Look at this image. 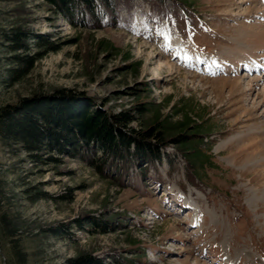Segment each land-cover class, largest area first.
I'll return each instance as SVG.
<instances>
[{
  "label": "rangeland",
  "instance_id": "rangeland-1",
  "mask_svg": "<svg viewBox=\"0 0 264 264\" xmlns=\"http://www.w3.org/2000/svg\"><path fill=\"white\" fill-rule=\"evenodd\" d=\"M105 21L76 29L46 0H0V110L83 93L133 111L130 130L162 131V160L103 176L66 155L37 166L0 137V264H264V151L232 160L250 134L264 141V0H121ZM18 32L57 52L20 68L45 51L31 38L13 52ZM17 68L28 73L15 81ZM194 134L206 158L193 168L177 140Z\"/></svg>",
  "mask_w": 264,
  "mask_h": 264
},
{
  "label": "trees",
  "instance_id": "trees-1",
  "mask_svg": "<svg viewBox=\"0 0 264 264\" xmlns=\"http://www.w3.org/2000/svg\"><path fill=\"white\" fill-rule=\"evenodd\" d=\"M46 1L54 9L55 14L62 16L72 27L100 31L109 26L105 18L107 15L115 17L121 0ZM44 37L20 32L13 35L11 38L13 52L27 49L25 43L31 38L37 41L41 39L38 47L40 51H45V54L39 53L31 59L18 56L14 63L20 68L25 65L31 67L49 52H57V48L50 47L49 39ZM27 73L28 71L17 68L12 71V76L17 81ZM76 99L82 103L77 104L78 107L74 110L70 105ZM135 121L133 111L110 115L96 107L93 100L88 99L83 93L60 90L46 97L23 100L16 107L7 106L1 109L0 137L4 141L22 145L28 152L31 163L37 166L58 165L59 161L51 154L66 155L98 167L99 173L104 176L108 170L114 168V165L132 162L142 166L162 160L164 144L152 143V139L163 138L162 131L154 133V130L158 129L152 127L143 133L130 130L129 126ZM183 129L185 128H181V131ZM198 136L201 137L194 134L193 137L186 136L177 140L178 145L187 149V154L192 158L188 161L192 163L193 168L197 162L200 163L201 157L206 158V155L202 154V148L194 143V138ZM44 153L51 156L43 159ZM42 197L47 198L46 195ZM89 225H95L94 221ZM75 264H101V261L86 256L79 258Z\"/></svg>",
  "mask_w": 264,
  "mask_h": 264
},
{
  "label": "bare ground",
  "instance_id": "bare-ground-1",
  "mask_svg": "<svg viewBox=\"0 0 264 264\" xmlns=\"http://www.w3.org/2000/svg\"><path fill=\"white\" fill-rule=\"evenodd\" d=\"M250 12V11H249ZM247 14V13H245ZM264 32V31H263ZM255 32H253L254 34ZM252 35V34H251ZM260 36V34H258ZM262 35V39L264 38V33H261ZM254 36V35H253ZM253 39V38H252ZM258 40V39H257ZM264 41V39L262 40V42ZM255 42H258V41H255ZM260 42V40H259ZM245 55V54H244ZM241 61V60H240ZM254 67L257 68L259 67L257 65V62L254 63ZM167 68L169 71L173 72L176 67L175 65L173 64H167ZM162 70V68L160 69ZM262 100V101H261ZM260 101L263 102V105H264V98H262ZM260 131V130H259ZM262 132H258V134H250L247 138H245L243 140V142L245 143L247 141V143H245L244 145H241L238 147V150L235 154H233L232 156V160H234V162H237L238 160L240 159H244L246 161V163H249V162H254L255 160H258L257 158L258 157H261L262 154H263V151H264V141L263 139L261 138V136L263 135H259L261 134ZM261 138V139H260ZM259 163V162H258ZM262 163V162H261ZM260 164V163H259ZM249 165V164H248ZM255 165V164H254ZM256 167V166H255ZM261 167L264 168V163L261 164ZM260 189V188H259ZM264 191V190H263ZM264 195V194H263ZM264 202V198L262 200Z\"/></svg>",
  "mask_w": 264,
  "mask_h": 264
},
{
  "label": "water",
  "instance_id": "water-1",
  "mask_svg": "<svg viewBox=\"0 0 264 264\" xmlns=\"http://www.w3.org/2000/svg\"><path fill=\"white\" fill-rule=\"evenodd\" d=\"M4 257V256H3ZM4 261L6 262L5 258H4Z\"/></svg>",
  "mask_w": 264,
  "mask_h": 264
}]
</instances>
